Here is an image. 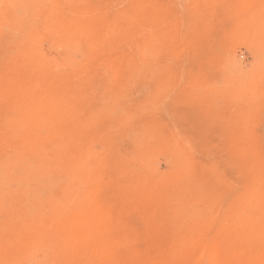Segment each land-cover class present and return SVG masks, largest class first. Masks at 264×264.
Here are the masks:
<instances>
[{
    "label": "rangeland",
    "instance_id": "obj_1",
    "mask_svg": "<svg viewBox=\"0 0 264 264\" xmlns=\"http://www.w3.org/2000/svg\"><path fill=\"white\" fill-rule=\"evenodd\" d=\"M0 264H264V0H0Z\"/></svg>",
    "mask_w": 264,
    "mask_h": 264
},
{
    "label": "bare ground",
    "instance_id": "obj_2",
    "mask_svg": "<svg viewBox=\"0 0 264 264\" xmlns=\"http://www.w3.org/2000/svg\"><path fill=\"white\" fill-rule=\"evenodd\" d=\"M240 3H241V2H240ZM240 3H239V4H240ZM239 6H240V5H239Z\"/></svg>",
    "mask_w": 264,
    "mask_h": 264
}]
</instances>
